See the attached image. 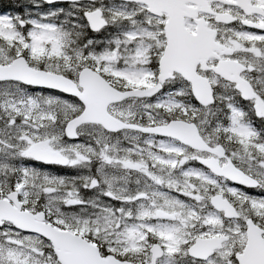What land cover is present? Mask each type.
<instances>
[{
  "label": "snow or ice",
  "instance_id": "6c2138e0",
  "mask_svg": "<svg viewBox=\"0 0 264 264\" xmlns=\"http://www.w3.org/2000/svg\"><path fill=\"white\" fill-rule=\"evenodd\" d=\"M9 4L0 264H264V0Z\"/></svg>",
  "mask_w": 264,
  "mask_h": 264
},
{
  "label": "trees",
  "instance_id": "16d2710c",
  "mask_svg": "<svg viewBox=\"0 0 264 264\" xmlns=\"http://www.w3.org/2000/svg\"><path fill=\"white\" fill-rule=\"evenodd\" d=\"M22 2H23V0H22Z\"/></svg>",
  "mask_w": 264,
  "mask_h": 264
}]
</instances>
